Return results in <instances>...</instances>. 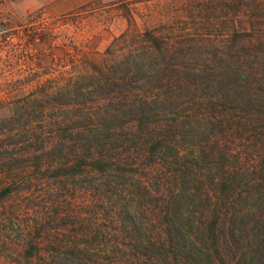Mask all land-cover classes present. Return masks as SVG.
Listing matches in <instances>:
<instances>
[{
    "label": "trees",
    "instance_id": "16d2710c",
    "mask_svg": "<svg viewBox=\"0 0 264 264\" xmlns=\"http://www.w3.org/2000/svg\"><path fill=\"white\" fill-rule=\"evenodd\" d=\"M227 6L249 28L228 26L226 49L208 48L216 67L193 56L200 44L146 30L122 33L100 60L73 46L64 83L58 69L0 79V204L31 195L32 164L61 183L78 177L86 205L108 214L55 239L68 264H98L94 243L100 264H264V0ZM16 36L0 52L32 61ZM50 237L30 238L13 262L44 260Z\"/></svg>",
    "mask_w": 264,
    "mask_h": 264
},
{
    "label": "rangeland",
    "instance_id": "374dc122",
    "mask_svg": "<svg viewBox=\"0 0 264 264\" xmlns=\"http://www.w3.org/2000/svg\"><path fill=\"white\" fill-rule=\"evenodd\" d=\"M227 5L228 0H0V48L10 35L30 40L32 45V61L28 62L0 52V79L36 76L38 68L40 73L58 69L54 78L64 76L61 78L64 83L68 76L61 73L68 66V53H77L73 46L80 50L79 57L86 52L100 60L106 48L122 33L128 32L131 40L146 30L169 34L170 41L184 40L185 47L200 44L202 48L193 49V56H202L199 62L204 68L207 65L216 67L218 62H212L208 48L223 49L228 45V26L239 30L249 28L246 15L228 16L231 12ZM6 23L16 26L8 30ZM42 35L50 39L39 41ZM201 37L204 41H199ZM118 40L116 53L121 59L127 45ZM222 63L228 67V59ZM219 71L215 69L211 74L218 75ZM202 93L196 94L202 97ZM201 101L207 104L208 99ZM205 110L204 107L201 112ZM28 173L33 180L29 189L31 195H17L0 204V264H17L13 262V252H19L30 238L45 232L51 236L49 242L43 244L45 261L42 259L34 264H68L67 248L59 251L53 246L55 239L65 240V236L85 229L89 223L87 218L93 212H99L104 219L108 214L99 203L92 204V201L89 207L86 205L78 177L71 179L76 185L65 179L61 183L51 179V174L45 177L36 174L32 164ZM2 184L0 182V188ZM36 215L41 217L39 222L42 223H37ZM3 242L9 245L4 247ZM96 246L94 243V250L86 254L94 255V262L98 264L106 262L107 256L102 255L100 249L96 250Z\"/></svg>",
    "mask_w": 264,
    "mask_h": 264
}]
</instances>
